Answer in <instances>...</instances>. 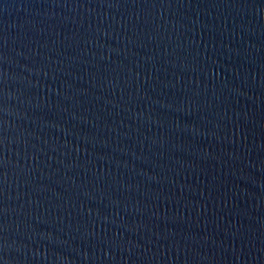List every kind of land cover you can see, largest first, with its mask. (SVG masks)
<instances>
[{
    "label": "water",
    "instance_id": "obj_1",
    "mask_svg": "<svg viewBox=\"0 0 264 264\" xmlns=\"http://www.w3.org/2000/svg\"><path fill=\"white\" fill-rule=\"evenodd\" d=\"M0 264H264V0H0Z\"/></svg>",
    "mask_w": 264,
    "mask_h": 264
}]
</instances>
